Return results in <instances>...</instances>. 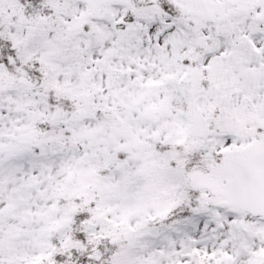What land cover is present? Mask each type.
<instances>
[{
    "label": "snow or ice",
    "instance_id": "6c2138e0",
    "mask_svg": "<svg viewBox=\"0 0 264 264\" xmlns=\"http://www.w3.org/2000/svg\"><path fill=\"white\" fill-rule=\"evenodd\" d=\"M0 264H264V0H0Z\"/></svg>",
    "mask_w": 264,
    "mask_h": 264
}]
</instances>
